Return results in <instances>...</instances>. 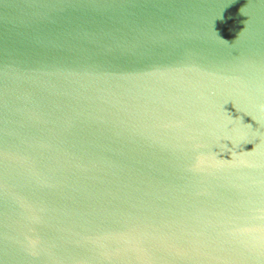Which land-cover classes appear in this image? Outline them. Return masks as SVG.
<instances>
[{
  "label": "water",
  "instance_id": "1",
  "mask_svg": "<svg viewBox=\"0 0 264 264\" xmlns=\"http://www.w3.org/2000/svg\"><path fill=\"white\" fill-rule=\"evenodd\" d=\"M0 264H264V0H0Z\"/></svg>",
  "mask_w": 264,
  "mask_h": 264
}]
</instances>
